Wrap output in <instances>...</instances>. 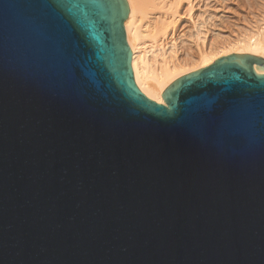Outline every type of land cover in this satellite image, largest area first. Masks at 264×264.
<instances>
[{
    "label": "water",
    "instance_id": "1",
    "mask_svg": "<svg viewBox=\"0 0 264 264\" xmlns=\"http://www.w3.org/2000/svg\"><path fill=\"white\" fill-rule=\"evenodd\" d=\"M127 0H0V264H264V58L137 86Z\"/></svg>",
    "mask_w": 264,
    "mask_h": 264
},
{
    "label": "bare ground",
    "instance_id": "2",
    "mask_svg": "<svg viewBox=\"0 0 264 264\" xmlns=\"http://www.w3.org/2000/svg\"><path fill=\"white\" fill-rule=\"evenodd\" d=\"M196 1L127 0L130 11L124 27L134 79L148 98L160 104L166 105L162 94L174 81L220 57L248 53L264 58L263 10L253 22H244L245 28L236 29L232 37L219 32L214 37L209 26L212 15L204 7L200 13L194 12ZM183 17L190 19L191 27L180 36ZM182 44L189 46L183 50Z\"/></svg>",
    "mask_w": 264,
    "mask_h": 264
},
{
    "label": "rangeland",
    "instance_id": "3",
    "mask_svg": "<svg viewBox=\"0 0 264 264\" xmlns=\"http://www.w3.org/2000/svg\"><path fill=\"white\" fill-rule=\"evenodd\" d=\"M195 4L197 8L194 9V12L200 13L204 7L206 12L212 15L211 23L209 22L211 29H209L210 35L214 37L217 36L218 32L222 33L224 37L225 35L232 37L235 32H238L236 29L245 28V23L247 25L249 21L253 22L257 18L256 15H260L262 10L264 11V0H197ZM180 25L179 32L181 33L180 36H182L191 27L190 19L183 17ZM181 39L185 40L186 38ZM182 45V49L186 50L188 44Z\"/></svg>",
    "mask_w": 264,
    "mask_h": 264
}]
</instances>
